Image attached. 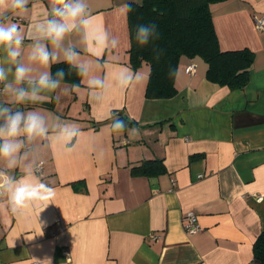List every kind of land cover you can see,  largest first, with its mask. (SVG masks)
<instances>
[{
	"label": "crops",
	"instance_id": "crops-1",
	"mask_svg": "<svg viewBox=\"0 0 264 264\" xmlns=\"http://www.w3.org/2000/svg\"><path fill=\"white\" fill-rule=\"evenodd\" d=\"M131 1L141 2L88 3L97 23L119 40L104 55V71L128 67L142 75L139 84L114 89L97 104L81 77L76 89L62 83L69 91L58 103L21 106L74 123L81 136L73 151L45 155L40 179L56 190L47 208L0 213V264H259L252 244L264 230V30L254 16L264 15V0L209 4L220 49L253 52L246 85L212 82L202 58L181 56L169 98L146 97L149 65L129 63L127 12L120 6ZM35 2L40 15L49 0ZM189 62L194 74L184 71ZM119 109L134 122L122 133L106 118ZM147 159L161 160L164 171L132 172ZM189 210L201 228L195 233L182 227Z\"/></svg>",
	"mask_w": 264,
	"mask_h": 264
},
{
	"label": "clouds",
	"instance_id": "clouds-1",
	"mask_svg": "<svg viewBox=\"0 0 264 264\" xmlns=\"http://www.w3.org/2000/svg\"><path fill=\"white\" fill-rule=\"evenodd\" d=\"M36 8L35 0H0V97L4 98L0 99V213L16 216L35 207L43 211L54 201L56 190L40 179L45 155L73 151L81 136L74 123L60 116L49 120L41 111H25L21 106L58 103L69 91L62 83L73 70L84 78L97 104H103L112 90L126 91L143 79L128 67L104 71L109 63L104 55L116 49L119 40L97 23L88 0H49L40 15ZM120 10L129 12L132 7L125 3ZM29 14V23L23 27L21 21ZM157 36L156 24L136 28L135 39L141 46ZM161 53L157 49L155 54ZM59 63L68 70L59 68L53 74L52 66ZM106 118L112 120L113 131L126 130L127 122L113 110ZM130 132L134 136L138 129Z\"/></svg>",
	"mask_w": 264,
	"mask_h": 264
},
{
	"label": "trees",
	"instance_id": "trees-1",
	"mask_svg": "<svg viewBox=\"0 0 264 264\" xmlns=\"http://www.w3.org/2000/svg\"><path fill=\"white\" fill-rule=\"evenodd\" d=\"M222 0H141L128 2L132 10L127 12L130 38L129 63L137 69L143 62L149 65L145 96L148 98H169L176 93L175 73L181 56L200 57L207 64L206 78L230 89L243 88L249 79L253 52L248 48L223 51L219 47L209 4ZM156 24L158 36L148 45L141 46L135 39L138 25ZM162 50L157 57L156 50ZM68 66L63 63L52 66L57 69ZM170 72L172 75H170ZM81 77L73 70L64 82L79 84ZM114 115L127 121L122 110ZM127 128V127H126ZM135 174L149 175L164 171L161 160L147 159L133 166ZM253 256L264 264V230L252 244Z\"/></svg>",
	"mask_w": 264,
	"mask_h": 264
},
{
	"label": "built area",
	"instance_id": "built-area-1",
	"mask_svg": "<svg viewBox=\"0 0 264 264\" xmlns=\"http://www.w3.org/2000/svg\"><path fill=\"white\" fill-rule=\"evenodd\" d=\"M254 24H255L257 29L264 30V15L254 16ZM184 71L187 74H194L196 71V64L194 62H189L185 66ZM40 175L42 176V172ZM257 199H260V197L257 196ZM181 223H182L183 230L187 233H195L201 229L199 224H198V221H197V214L191 210L183 213ZM68 259H69V257H68ZM32 264H39V262L35 261ZM40 264H41V262H40Z\"/></svg>",
	"mask_w": 264,
	"mask_h": 264
},
{
	"label": "water",
	"instance_id": "water-1",
	"mask_svg": "<svg viewBox=\"0 0 264 264\" xmlns=\"http://www.w3.org/2000/svg\"><path fill=\"white\" fill-rule=\"evenodd\" d=\"M127 120H130L129 118H127Z\"/></svg>",
	"mask_w": 264,
	"mask_h": 264
}]
</instances>
